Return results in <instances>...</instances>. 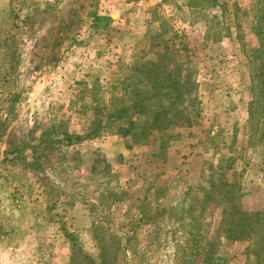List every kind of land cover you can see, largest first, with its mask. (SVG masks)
Segmentation results:
<instances>
[{
    "label": "rangeland",
    "instance_id": "374dc122",
    "mask_svg": "<svg viewBox=\"0 0 264 264\" xmlns=\"http://www.w3.org/2000/svg\"><path fill=\"white\" fill-rule=\"evenodd\" d=\"M215 1L0 0V264L95 256L93 233L130 236L113 264H174L190 217L205 236L227 210L199 208L220 166L237 208L264 213V140L251 143L248 128L262 0ZM147 62L180 81L191 127L67 147L64 135L85 136L96 105L104 117L118 83ZM218 243L216 264H264L249 241Z\"/></svg>",
    "mask_w": 264,
    "mask_h": 264
},
{
    "label": "trees",
    "instance_id": "16d2710c",
    "mask_svg": "<svg viewBox=\"0 0 264 264\" xmlns=\"http://www.w3.org/2000/svg\"><path fill=\"white\" fill-rule=\"evenodd\" d=\"M211 2L216 4L215 0H211ZM252 19L251 29L256 37L257 47L249 51L252 64L250 86L252 98L248 103V128L250 142L261 143L264 140V0H262L261 8L253 14ZM151 66L150 62L140 64L132 75L122 82L120 81L118 95L109 100L110 108H107L106 115L101 118L103 109H99L96 105V123L87 124V128L84 129L85 136L75 135L72 137L65 134L62 138L63 141H66L65 145L68 147L105 133L109 134V132H115L118 136L129 139L130 143L140 145L148 143L154 133L160 134L173 127H191L192 123L184 119V115L177 107L183 101L180 81L175 77L171 79L155 74L150 68ZM139 68L142 70L139 71ZM136 73L138 76H135ZM178 117L182 119L180 122L176 120ZM160 143L165 145L167 142L161 140ZM220 169L221 166L212 171L210 174L211 184L201 189L199 208L202 209L201 212L209 206L216 209L220 201L223 200L227 210L223 209L218 227L210 232H205V236L202 231V228L206 227L204 222H198L197 216L190 217V221L195 226L194 228L190 227L191 230L186 232L185 243L182 247L176 246V250L180 248L179 251L190 250L187 254L183 252L179 254L173 250L170 258L174 264H216L217 260L221 261L217 256L220 246L219 243L217 244L219 238L229 242L249 241L253 254L257 258L264 257V213L241 212L233 203L236 198V190L233 191L230 184L226 185L224 174L218 172ZM226 187L229 190L226 191ZM188 214L191 215L190 210H188ZM143 219H146L145 222H147L150 218ZM184 225L189 227L187 223ZM92 238L96 243L101 244L96 246L97 255L74 251L78 256L74 255L70 264H109L108 260L111 261L110 264H113L112 259L115 260V254L125 256L126 249L120 240L127 241L130 236L118 237V239L108 237L99 239L98 235L93 233ZM114 246H117L116 249H112Z\"/></svg>",
    "mask_w": 264,
    "mask_h": 264
}]
</instances>
